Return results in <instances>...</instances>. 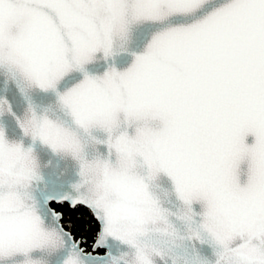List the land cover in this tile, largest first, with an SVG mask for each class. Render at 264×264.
<instances>
[{"label": "snow or ice", "instance_id": "6c2138e0", "mask_svg": "<svg viewBox=\"0 0 264 264\" xmlns=\"http://www.w3.org/2000/svg\"><path fill=\"white\" fill-rule=\"evenodd\" d=\"M0 264H264V0H0Z\"/></svg>", "mask_w": 264, "mask_h": 264}, {"label": "trees", "instance_id": "16d2710c", "mask_svg": "<svg viewBox=\"0 0 264 264\" xmlns=\"http://www.w3.org/2000/svg\"><path fill=\"white\" fill-rule=\"evenodd\" d=\"M66 220L74 225V231L76 235L83 236L91 244V232L88 230L87 221V211L83 208L78 210H72L71 208L65 207L64 209Z\"/></svg>", "mask_w": 264, "mask_h": 264}, {"label": "water", "instance_id": "95a60500", "mask_svg": "<svg viewBox=\"0 0 264 264\" xmlns=\"http://www.w3.org/2000/svg\"><path fill=\"white\" fill-rule=\"evenodd\" d=\"M7 124H8L9 133H10L11 135H16V134H18V133H17V130H16V128H15V124H14V122H12V121H8Z\"/></svg>", "mask_w": 264, "mask_h": 264}]
</instances>
